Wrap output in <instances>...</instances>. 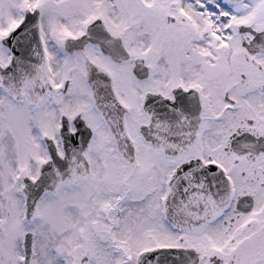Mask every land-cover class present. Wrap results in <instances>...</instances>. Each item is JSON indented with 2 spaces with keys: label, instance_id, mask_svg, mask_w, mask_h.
<instances>
[{
  "label": "snow or ice",
  "instance_id": "1",
  "mask_svg": "<svg viewBox=\"0 0 264 264\" xmlns=\"http://www.w3.org/2000/svg\"><path fill=\"white\" fill-rule=\"evenodd\" d=\"M0 264H264V0H0Z\"/></svg>",
  "mask_w": 264,
  "mask_h": 264
}]
</instances>
